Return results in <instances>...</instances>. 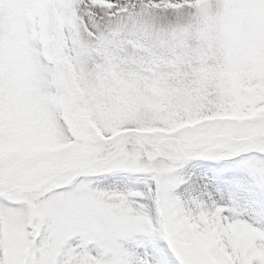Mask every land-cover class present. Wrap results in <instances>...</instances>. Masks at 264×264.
<instances>
[{"label":"snow or ice","instance_id":"1","mask_svg":"<svg viewBox=\"0 0 264 264\" xmlns=\"http://www.w3.org/2000/svg\"><path fill=\"white\" fill-rule=\"evenodd\" d=\"M0 264H264V0H0Z\"/></svg>","mask_w":264,"mask_h":264}]
</instances>
